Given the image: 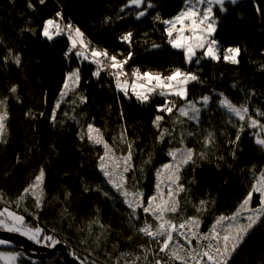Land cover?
I'll return each mask as SVG.
<instances>
[{"label":"trees","instance_id":"1","mask_svg":"<svg viewBox=\"0 0 264 264\" xmlns=\"http://www.w3.org/2000/svg\"><path fill=\"white\" fill-rule=\"evenodd\" d=\"M150 2L154 7L137 19L144 6L125 7L129 0H45L44 4L39 0H0V99L7 98L9 114L3 138L7 142H0V212L6 206L22 214L27 222L33 220L32 225L40 224L45 233L67 243L71 254L84 264H115L119 258L122 264H132L136 250L156 244L137 231L145 220L151 224L155 220L142 209H137L136 217H130L131 209L101 171L103 146L88 141L86 136L80 139L89 123L101 130L117 153L126 155L127 144L132 145L134 168L127 173V185L143 191L145 199L156 192V172L171 160L167 155L170 149L185 145L207 152L206 159L197 158L195 165L183 168L180 183L186 191L178 197L181 210L170 214L173 222L198 216L202 231H208L219 216H231L255 182L253 166L257 175L264 169V149L255 143V128L246 126L248 118H231L218 104V94L223 93L233 104L246 105L250 117L264 112V0H237L235 4L226 0L227 11L223 13L214 7L219 17L214 38L222 49L240 47L238 64L208 58H201L199 64L186 63L183 52L168 44L166 25L155 20L157 15L161 20L171 19L185 7V0ZM57 12L63 19L56 17ZM51 18L79 27L93 46L107 49L118 59L131 51L133 57L125 65L128 72L139 67L167 75L178 67L198 75L199 81L187 85L188 98L200 101L210 96L207 108L200 102L199 125L179 116L177 109L172 115L157 112L165 99L159 95L151 96L146 103L134 96L125 97L107 72H101L99 78L93 76L96 65L75 52L66 58L71 43L68 33L52 40L42 35L45 21ZM128 32L133 34L131 45L120 39ZM153 44L160 47L153 49ZM17 55L19 65L13 59ZM77 68L79 85L56 110L52 122L50 117L66 75ZM12 86L17 87L15 94L10 92ZM81 97H86V102H81ZM171 99L176 100L177 108L185 104ZM157 115L164 116L160 130L171 133L163 141L158 139L160 130L153 124ZM240 125L245 129L233 144ZM206 130L215 134L214 144L207 149L203 144ZM188 132L197 135L188 136ZM41 168L45 171L43 196L41 206L36 207L34 197L24 189ZM22 195L24 199L20 200ZM201 200L207 204L197 213L193 205ZM252 205H259L258 193H253ZM6 248L22 251L19 264H66L61 253L37 259L14 244ZM157 252L151 251L147 260L138 264L166 260ZM228 264H264V218Z\"/></svg>","mask_w":264,"mask_h":264},{"label":"snow or ice","instance_id":"2","mask_svg":"<svg viewBox=\"0 0 264 264\" xmlns=\"http://www.w3.org/2000/svg\"><path fill=\"white\" fill-rule=\"evenodd\" d=\"M41 4H44L45 0H39ZM228 2L235 4L237 0H228ZM129 0V4L125 7L135 6L137 9L143 7V10L139 11L136 18L139 19L147 14V9L154 7V5L148 0ZM226 0H185V7L174 17L167 20H161V17L157 15L155 20L160 21L166 25L165 33L167 36V42L173 49H178L183 52L185 62L196 64L200 63L201 58H208L213 61H219L223 59L225 62L231 64L239 63V55L241 53L240 47H227L222 49L219 46V42L214 38L219 24V17L214 11V7H217L219 12H226L225 7ZM32 7L31 4L28 5ZM124 11V8L121 9ZM259 11V9H258ZM56 17L63 19L60 12L56 13ZM107 22V21H106ZM65 31L68 32V39L71 42V47L65 52L67 58L73 50L77 57H82L86 61H90L96 65V70L93 72V76L99 78L101 72H107L109 76L114 79L115 88L124 94L125 97L134 96L135 99L141 103H146L150 100L151 96L159 95L164 97V102L157 106V112L166 113L168 115L173 114V110L177 109L179 116L186 117L188 121H194L198 125L200 123L201 109L197 107V103L202 102L204 107L207 108L210 96L205 95L200 98V101H193L188 98L187 85L192 81H199L198 75L191 71H183L180 68H174L169 74L153 73L150 71H142L139 67L133 68L131 72L125 69V65L132 59L133 53L128 52L123 59H118L117 55L110 54L107 49H99L91 44L87 40L85 34L79 27L73 26L71 23L64 25L63 27L53 19L45 21L42 29V35L52 40L54 36H59ZM131 32H128L120 37L121 41L131 45L132 43ZM159 45H152L153 49L159 48ZM200 52L198 56L197 53ZM121 55H123L121 53ZM195 58V60H194ZM16 65L21 63L20 57L17 55L14 58ZM79 69L70 71L65 78L63 90L60 93L61 99L69 91H74L79 85ZM10 92L15 94L17 87L12 86ZM221 98L218 101L220 108L226 109L228 113L234 114L240 121H245L248 118L247 127L259 128L260 132L255 133V143L264 149V137L261 133H264V124H261L258 120L252 119L248 115V107L246 105H240L237 107L232 103L223 93L218 94ZM177 98L185 101L183 106L177 108L176 100L171 98ZM81 102H86V97H81ZM60 108V101L58 100L53 108L50 120L55 122L56 110ZM259 116H264V112L258 111ZM26 115H31L27 113ZM40 115H43L41 113ZM67 115V113H65ZM123 115V113H121ZM9 119L7 111V98L0 99V142L6 143L4 136L7 132L6 122ZM164 119L163 115H157L153 121L154 126L160 130V122ZM176 122L183 123V121L177 120ZM231 122V121H229ZM234 127L236 125H233ZM245 129V125H240L236 133L235 141L231 143L235 144L240 140V134ZM204 136L203 144L207 149L209 145L214 144L215 134L212 131H207ZM166 135H171L167 129L160 130L158 139L163 141ZM188 136L197 135L194 132H188ZM102 145L105 149L104 155L100 157L101 164L100 169L106 177H108V183L121 191L122 195L126 197L124 203L129 209H131L130 217L137 216V209H142L144 213L150 215L154 220L158 221L156 225L149 223L147 220L144 222V226L139 227L137 231L145 236L151 237L159 245V253H165L168 257L167 260L156 259L154 264H170L171 261H179L180 264H188V258L197 261L200 264L206 258V264H228L232 255L237 251L241 243L249 232L261 222L264 218V169H261L257 175L253 166V179L255 182L251 185V189L247 195L239 203V206L233 212L231 216L221 215L216 219V222L211 226L208 233H198L196 229L200 226V218L198 216H190L182 220L178 225L174 223L172 219L166 218L167 213L176 214L181 210L179 194L186 191L185 186L180 183L181 172L185 166L195 165L198 159H206L207 152H197L194 148L180 147L170 149L167 155L171 158L170 162L162 165L161 169L156 172L157 183L155 185L156 193L146 198L139 190L129 193L125 186L127 184L126 173L133 170L134 166L132 161V145L127 144L128 152L126 155L116 157L113 149L104 140L103 134L100 129L94 127L93 124L87 125V132L80 135V139H84ZM184 143L183 138L180 141ZM106 158L111 160V167L105 163ZM150 161H146L148 163ZM45 171L44 168L39 170L38 175L32 184L24 189V193H27L34 197L36 207L41 206L43 196V183H44ZM164 185L167 188L165 193L161 187ZM39 190V191H37ZM86 191L88 189H85ZM102 191L101 189H97ZM253 193L259 194V206L251 207ZM104 195H108L107 192H103ZM131 195L133 199H127ZM24 196L20 197L23 200ZM207 201L201 200L199 205H193L197 213L204 210ZM27 211V209H25ZM243 213H250L245 217L247 223H240L237 219L242 216ZM0 227H3L9 232H21L22 235L28 236L29 239L40 242L41 239L50 241L52 245L60 243L53 236L43 235L44 229L36 226L34 228L27 227L25 224V217L18 215L16 212L9 211L7 208L3 212H0ZM11 221V223H8ZM229 221L225 226L224 222ZM93 223H98L94 221ZM24 227V231H21V227ZM101 227H103L101 225ZM218 227L222 228L223 234L218 231ZM187 228L190 235H186L183 229ZM173 233H177L178 236L183 237L188 245L192 244V239L197 241L204 240L210 241L207 243L205 250L196 251L192 248L190 251L185 248V244L176 241ZM164 237L161 241L158 238ZM214 241L215 243H212ZM5 243V241H0ZM183 253V254H182ZM16 255H19L17 253ZM199 258V259H197ZM11 260H15V256L10 257ZM140 259V257H136ZM83 264V261L81 262Z\"/></svg>","mask_w":264,"mask_h":264},{"label":"water","instance_id":"3","mask_svg":"<svg viewBox=\"0 0 264 264\" xmlns=\"http://www.w3.org/2000/svg\"><path fill=\"white\" fill-rule=\"evenodd\" d=\"M0 239L16 245L28 256L37 259H50L55 254L61 253L63 255V262L66 264H81L82 262L79 258L71 254L68 244L62 241L54 246H49L43 244L41 241L36 242L31 240L19 232H9L6 229H0Z\"/></svg>","mask_w":264,"mask_h":264},{"label":"rangeland","instance_id":"4","mask_svg":"<svg viewBox=\"0 0 264 264\" xmlns=\"http://www.w3.org/2000/svg\"><path fill=\"white\" fill-rule=\"evenodd\" d=\"M51 19H53V20H55L57 23H59L60 24V21L59 20H57L56 18H51ZM81 30V29H80ZM82 31V30H81ZM219 46L221 47V45L219 44ZM73 71V70H72ZM63 90V89H62ZM72 91H69L68 93H67V95H65L64 97H63V99H61V97H59V101H60V106H61V104L63 103V101H65L66 100V98L68 97V95L71 93ZM237 106V105H236ZM197 107H199V108H201V106H200V103H197ZM237 107H239V106H237ZM229 114V116L231 117V118H238V117H236L234 114H232V113H228ZM251 118L252 119H256V120H258L259 121V118L257 117V116H254V115H252L251 116ZM239 119V118H238ZM260 122V121H259ZM261 123V122H260ZM94 127H96V126H94ZM97 128V127H96ZM99 129V128H98ZM255 130H256V133L257 132H260V129L259 128H255ZM101 131V130H100ZM102 133V132H101ZM261 136H262V133H261ZM263 137V136H262ZM104 138V137H103ZM105 140V139H104ZM106 141V140H105ZM107 142V141H106ZM108 143V142H107ZM111 147V146H110ZM181 147H188V146H185V145H183V146H181ZM112 148V147H111ZM180 148V147H179ZM189 148V147H188ZM114 151V154H115V156L116 157H120V156H123V154H119V153H117L116 151H115V149L113 150ZM104 155V154H103ZM168 162H170V161H168ZM167 162V163H168ZM102 163V162H101ZM105 163L106 164H108V166H109V168L111 167V160H109V159H107L106 158V161H105ZM131 163H132V161H131ZM162 168V165L159 167V169H161ZM126 176H127V173L125 174ZM106 177V176H105ZM106 179L108 180V177H106ZM161 187L164 189V191H165V193L167 192V188L164 186V185H161ZM125 188H126V190L129 192V193H132V192H135V191H137V190H135V189H130L129 187H128V185L126 184V186H125ZM116 189V188H115ZM116 190H118V189H116ZM37 191H39V190H37ZM119 192H120V194H121V196L123 197V199L125 200L126 199V197L125 196H123L122 195V193H121V191L120 190H118ZM140 192H142L143 194H144V192L143 191H141V190H139ZM156 193V192H155ZM154 193V194H155ZM25 194H27V193H25ZM153 194V195H154ZM29 195V194H28ZM145 197V196H144ZM127 199H133V197L131 196V195H129L128 197H127ZM145 202H146V199H145ZM259 206V205H258ZM251 207H253V208H255V207H257V206H254V205H252L251 204ZM5 208H7L9 211H13V210H11L10 208H8V207H4L3 208V210L5 209ZM14 212V211H13ZM170 214L171 213H167L166 214V218H170ZM250 213H243L242 214V216H240V217H238L237 219L239 220V222L240 223H247V221H246V219H245V217L247 216V215H249ZM18 215H22V214H18ZM3 219H5V218H3ZM32 221L33 220H31V221H26L25 220V224L28 226V225H31L32 224ZM9 223V222H8ZM158 223V221H156L155 220V223L153 224V225H156ZM229 223V221H225L224 222V224L225 225H227ZM36 226H39V227H41V228H43L40 224H37ZM0 229H4L3 227H0ZM25 229H24V227L22 226L21 227V231H24ZM19 233H21V232H19ZM44 235H50V236H53L51 233H45ZM26 236V235H25ZM28 237V236H27ZM54 237V236H53ZM55 238V237H54ZM56 239V238H55ZM0 241H5V243H0V260L3 262V264H19V261H18V259H19V257L21 256V253H22V251H16V250H14V249H7L6 247L7 246H9V245H11V243L10 242H8V241H6V240H1L0 239ZM43 244H45V245H47V244H50L49 246H51L52 244H51V242L50 241H46V240H43ZM16 246V245H15ZM52 246H54V245H52ZM17 253H19V255H16ZM56 255V254H55ZM54 255V256H55ZM11 256H15V260H11L10 259V257Z\"/></svg>","mask_w":264,"mask_h":264},{"label":"built area","instance_id":"5","mask_svg":"<svg viewBox=\"0 0 264 264\" xmlns=\"http://www.w3.org/2000/svg\"><path fill=\"white\" fill-rule=\"evenodd\" d=\"M60 25L63 27L64 25H67V24L62 22V23H60ZM64 33H68V32L65 31ZM64 33H62V34H64ZM70 47H71V43L69 44V46H68V48L66 49V51H67ZM66 51H65V52H66ZM73 52H75V50H73ZM73 52H72V53H73ZM72 53H71V54H72ZM71 54H70L68 57H70ZM64 56H65V54H64ZM68 57H67V58H68ZM257 117L259 118V121L261 122V124H264V118H263V116H257ZM180 222H181V221H179V222H174V223H177V225H178ZM217 230L220 231L221 234H223V232H222V228H219V227H218ZM181 231H184L186 235H190V233H189V231H188L187 228H185V229H183V230H181ZM196 231H197L198 233H208V232H209V230H208V231H202V230L200 229V227H199L198 229H196ZM173 236L175 237V240L173 241V244H175L176 241H179L180 243L185 244V248H186L187 250H189V251H190L192 248H195L196 251H198V252H199V251H203V250H205V247H206L207 243L210 242V241H204V240L197 241L196 239H192V244H191V245H188L187 242L183 239V237L178 236L177 233H173ZM150 238H151V237H150ZM151 239H152V238H151ZM158 239L162 241V240L164 239V237H159ZM154 241H156V240H154ZM211 242H212V243H215L214 241H211ZM153 250H158V252L156 253V254H158V256H159V255H160V256H164V257L166 258V260L168 259L167 255H166L165 253H159V245H158V243L156 242V244L153 245V246H151V247L146 246V247H142L141 249L136 250L135 253H134V255L132 254L133 259H132L131 263H132V264H138V261H139V260H141V261H145V260H147L148 253H150V252L153 251ZM128 253H130V252H128ZM182 254H183V253H182ZM145 255H146V256H145ZM136 257H140V259L137 260ZM197 259H199V258H197ZM122 261H123L122 258H119V259L115 262V264H122ZM170 263H171V264H180L179 261H171ZM124 264H126V263H124ZM188 264H197V261L192 260V259L189 257V258H188ZM200 264H206V258H204V261H201Z\"/></svg>","mask_w":264,"mask_h":264},{"label":"flooded vegetation","instance_id":"6","mask_svg":"<svg viewBox=\"0 0 264 264\" xmlns=\"http://www.w3.org/2000/svg\"><path fill=\"white\" fill-rule=\"evenodd\" d=\"M28 227H32V228H34V227H36V226L31 224V225H29ZM44 234H45V232H44ZM44 234H43V235H44ZM34 241H35V240H34ZM40 241L43 243V239H41ZM47 245H50V244H47ZM51 246H52V245H51Z\"/></svg>","mask_w":264,"mask_h":264}]
</instances>
